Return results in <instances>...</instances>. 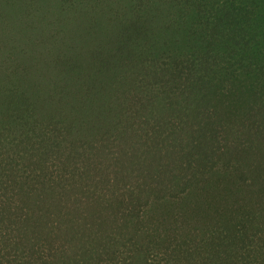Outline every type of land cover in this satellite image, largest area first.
I'll return each mask as SVG.
<instances>
[{
    "label": "trees",
    "instance_id": "trees-1",
    "mask_svg": "<svg viewBox=\"0 0 264 264\" xmlns=\"http://www.w3.org/2000/svg\"><path fill=\"white\" fill-rule=\"evenodd\" d=\"M0 264H264V0H0Z\"/></svg>",
    "mask_w": 264,
    "mask_h": 264
}]
</instances>
